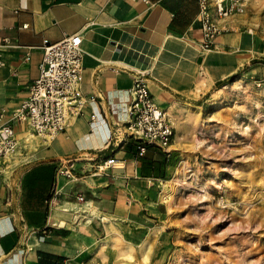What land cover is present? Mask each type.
<instances>
[{
  "label": "crops",
  "instance_id": "0c3cea01",
  "mask_svg": "<svg viewBox=\"0 0 264 264\" xmlns=\"http://www.w3.org/2000/svg\"><path fill=\"white\" fill-rule=\"evenodd\" d=\"M199 9L198 0H0V109L26 98L45 40L76 32L87 98L54 139L14 124L18 148L0 164V264H118L125 242L168 212L164 185L187 116L252 62L255 46L232 18L203 51ZM136 72L175 127L167 149L148 145L143 155L126 133ZM108 158L118 165L99 171ZM61 166L72 176L58 175Z\"/></svg>",
  "mask_w": 264,
  "mask_h": 264
},
{
  "label": "rangeland",
  "instance_id": "374dc122",
  "mask_svg": "<svg viewBox=\"0 0 264 264\" xmlns=\"http://www.w3.org/2000/svg\"><path fill=\"white\" fill-rule=\"evenodd\" d=\"M239 2L233 18L255 39L252 62L187 116L168 212L125 242L118 264H264V0Z\"/></svg>",
  "mask_w": 264,
  "mask_h": 264
},
{
  "label": "built area",
  "instance_id": "2783aa9c",
  "mask_svg": "<svg viewBox=\"0 0 264 264\" xmlns=\"http://www.w3.org/2000/svg\"><path fill=\"white\" fill-rule=\"evenodd\" d=\"M202 40L199 48H216V38L228 31L234 15L244 12L239 0H198ZM81 32L68 34L58 42L45 40L43 60L38 78L30 85L26 98L15 108L0 109V164L18 148L14 124L25 123L36 134L54 139L78 117L87 102L82 90L84 57ZM132 100L127 105L126 133L140 140L139 154L148 145L167 149L175 136L174 122L168 111L152 96L146 72H136L131 88ZM118 165L108 158L97 165L107 170ZM58 175L72 176L70 166H61Z\"/></svg>",
  "mask_w": 264,
  "mask_h": 264
},
{
  "label": "bare ground",
  "instance_id": "6f19581e",
  "mask_svg": "<svg viewBox=\"0 0 264 264\" xmlns=\"http://www.w3.org/2000/svg\"><path fill=\"white\" fill-rule=\"evenodd\" d=\"M184 105H185V104H184ZM194 105H195V104H194ZM191 106H192V104H191ZM195 106H196V105H195ZM195 106H194V107H195ZM217 184H218V183H217ZM220 185H221V184H220Z\"/></svg>",
  "mask_w": 264,
  "mask_h": 264
}]
</instances>
